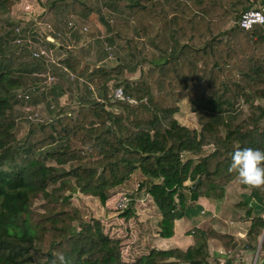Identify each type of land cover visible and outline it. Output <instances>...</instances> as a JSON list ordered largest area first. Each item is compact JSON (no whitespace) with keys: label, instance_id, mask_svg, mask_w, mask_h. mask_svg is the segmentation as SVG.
<instances>
[{"label":"trees","instance_id":"obj_1","mask_svg":"<svg viewBox=\"0 0 264 264\" xmlns=\"http://www.w3.org/2000/svg\"><path fill=\"white\" fill-rule=\"evenodd\" d=\"M20 1L0 0V15ZM116 2L130 19H113L114 42L135 65L143 59L144 41L165 61L144 69L137 81L126 79L124 64L92 72L86 68L79 74L100 90L118 82L116 88L134 102L79 107L51 122L33 124L27 138L19 141L7 113L22 84L0 66V264H207V244L187 251L153 250L127 263L121 243L108 238L100 220L85 221L72 200L84 194L106 206L114 190L140 171L149 180L140 189L150 183L149 192L164 216L160 236L171 238L188 201L225 197L237 178L229 171L234 149L264 150V26L224 31L253 7L251 0ZM38 3L83 18L95 10V0ZM174 36L182 44L177 53ZM64 63L74 74L81 68L73 57ZM258 99L262 103L255 105ZM185 100L197 112L219 117L243 101L250 105L249 115L226 136L213 120H200V131L191 130L174 118ZM188 155L193 158L186 159ZM47 191L42 206L47 215L37 220L32 201ZM120 222L111 221L106 231Z\"/></svg>","mask_w":264,"mask_h":264},{"label":"crops","instance_id":"obj_2","mask_svg":"<svg viewBox=\"0 0 264 264\" xmlns=\"http://www.w3.org/2000/svg\"><path fill=\"white\" fill-rule=\"evenodd\" d=\"M261 4L264 6L263 0H261ZM14 5L19 9L21 7L18 2ZM38 8L42 10L43 14L46 11L47 21L61 36L58 39L49 36L53 35L52 32L46 35L52 44L49 47L52 49L53 63L44 60L35 61L29 51L25 49L22 50L26 51L22 57L15 59L14 56L9 63L10 66L20 69L18 78L20 83L25 86V92L20 91L19 93L28 94L31 91L30 94L33 96V99L30 97L29 101L19 100L17 98L19 93L15 97L23 105V118L26 120L30 116V110L28 111L27 107L33 108L38 111V114L45 115L49 121H52L59 115L70 114L82 106H90L95 102L104 104L112 102L113 90L118 82L110 81L103 89H96L79 74L86 68L92 72L96 68H115L124 64L127 67L126 79L137 81L144 69L148 70L151 67L159 66L165 61L164 57L146 45L145 54L139 64L135 65L129 62L127 54L113 40L115 33L113 19H130V14L120 9L116 0H95V10L88 18H83L73 12L49 11L43 6L40 7L39 4ZM71 22L74 24L73 28L69 26ZM62 32H66L68 37L72 34L73 40L71 42L62 41L61 38L65 36ZM176 36L172 39V45L174 52L177 53L182 44L177 42ZM4 48L7 50V46ZM70 57L81 62V68L76 74L64 63ZM49 72L57 80L51 87V91H47L44 87L46 76L50 75ZM40 86L45 89L39 90ZM47 105L50 107L47 108ZM180 108L181 110L174 118L180 125L191 130H199L200 119L202 120L204 114L209 116L208 120L215 121L217 126L226 121L225 124L229 129L231 122L237 116L236 114L245 115L249 112L242 108L237 112L224 113L219 117L218 114L210 111L197 112L188 100H185ZM224 115L227 116L225 121L222 117ZM193 116L199 119L198 127L194 124ZM227 120L232 121L228 122ZM192 158L191 155L186 157V159ZM141 179L149 181L142 172L137 171L125 185L116 191H119L120 194L122 191L128 190V187H136L138 180ZM148 186H143L141 190L144 189L147 192ZM147 196L150 198L151 194L147 193ZM87 197L81 198L86 200ZM114 197H118V195ZM114 197L106 206H103L99 200L95 201L96 199L90 197L92 199L89 201L94 204V214L97 218L108 216L110 219L107 222H111L115 218V213L110 212L113 209L111 204L114 203ZM136 206L135 215L129 221L127 218H116L126 226L127 230H130L126 232V241L134 245L128 251L130 259L124 255V260L127 263H134L142 257H147L153 250L180 249L187 251L190 248L198 249L207 244L209 254L207 264H264V225L260 223V219H264V186L249 187L243 185L237 177L227 186L225 197L222 200L200 197L195 203L188 201L186 215L175 221L174 236L171 238L160 236L164 216L152 196L151 199L137 201ZM88 212L93 214V211L89 210ZM118 237L116 239L120 243H125L122 235Z\"/></svg>","mask_w":264,"mask_h":264},{"label":"rangeland","instance_id":"obj_3","mask_svg":"<svg viewBox=\"0 0 264 264\" xmlns=\"http://www.w3.org/2000/svg\"><path fill=\"white\" fill-rule=\"evenodd\" d=\"M251 3L253 4V7L251 9H254V8L262 5L261 0H255L253 2L251 1ZM14 4L15 3H10L7 6L6 13L0 15V66L4 67V69H3L4 71H9L12 74L11 76L13 78L19 80L18 77H20L19 76L20 75V72H19L20 69L15 68V66H10L11 64H9L10 61H12V58L14 56H15V59L22 57L24 52H26V51H22V50L25 49V50L29 51V54L31 55L33 60L43 61V59L34 58L32 54L35 51L38 52L40 49H45L47 52H50L52 49L49 46L52 44H51V42L47 41V39H45V36L43 35L44 32H46L45 33L46 35L51 34L48 32V29L46 28V23L48 22V24H50V22L47 21V18H46L47 15L45 13L46 11L43 14L42 10H40V8H38L39 3L37 4L36 2H34L36 7H34L32 18H27V19L25 17H23V12L19 9V7L15 6ZM39 6L41 7L40 4H39ZM34 16L38 17V22L40 23V24H38V26L36 25L37 23H35V21L32 20ZM237 19L238 18L233 19L228 25H226L224 27L225 33L229 32V30L233 29L231 26H232L233 22L236 21ZM19 24L25 25L26 28H28L32 31L30 36L32 37V39L34 41V45L31 47V49H28L27 46H20V45H17V43H15L16 37L13 33V29H14V27H16ZM50 25H52V24H50ZM51 27H53V26H51ZM53 29H54V27H53ZM69 30H71V28H69ZM52 34L53 35H49V36H53L56 39H58L61 36V34L57 33L55 30H54V32H52ZM58 34H60V36H58ZM62 34L65 35L63 38H61L62 41L66 40V42L67 41L71 42L73 40L72 34H70L69 37L67 36L66 32H62ZM143 44H144V49H146V45L149 46L148 41H144ZM53 45L56 46L54 43H53ZM6 46H7V50L4 48ZM13 48H15L16 50H12ZM18 53H19V55H16ZM11 55H13V56H11ZM53 60H54V58H53ZM129 62L132 63L131 60H129ZM49 63H53V62H49ZM48 74L51 75L52 73L49 72ZM51 76H53V75H51ZM56 81L57 80L55 79V81L52 82L49 86L44 85V87L47 89V91L48 90L51 91L50 89L56 83ZM45 84H46V82H45ZM24 87L25 86H23V84H22V86H20V90L25 92ZM44 87L42 86L43 89H45ZM29 88H31V87H29ZM39 90H42V89H39ZM30 93H31V91L28 92V94L33 99V96H31ZM14 96H15V94L12 96V99L9 103L11 108L9 109L7 115L10 117V119H12V121H14V123H15V130H14L15 136H16L17 140L21 141V140H25L27 138L33 124H40L42 122L44 123V122H51V121H49V119L47 117H45V115L38 114V111H35V110H33V108H30V107H27L26 109H28V111L30 110L29 114H30V116L33 117V120L24 119L23 118V114H24L23 113V105L21 104L20 101L18 102L16 100V98H14ZM19 100H22V99H19ZM29 100H27V101H29ZM260 103H262V101L259 99L254 101L255 105H258ZM249 106H250L249 104H246L242 101L240 103V106H238L236 110L230 111V112H237L238 109H242V108L247 109L249 111ZM49 107L50 106L47 105V108H49ZM180 110H181V108H180ZM227 113H229V112H227ZM247 113L245 115H242L239 113L236 114L237 116H235L234 121L227 120L228 122L232 121L230 128H233L235 125L240 123L243 120V118H246L249 115V112H247ZM200 117H201V115H200ZM222 117L224 118V121L227 119L226 115H224ZM193 118H194V124L198 127L199 119L195 118L194 116H193ZM203 118L204 119H202V120L206 121L209 119V116L204 115ZM201 121H200V123H201ZM225 123H226V121L223 123H219L218 126L216 125L218 132L222 136H226V134L228 132V127ZM198 128L200 131L201 127H198ZM211 150H212L211 147L206 148L204 154L205 155L209 154L211 152ZM145 182L146 181H143L142 179L138 180L136 187H133V188L128 187V190H125L126 192L122 191L120 194H119V191H116L117 189L114 190L115 192L113 194V197L117 196V195H118V197H114V203L111 204V207H113V209L110 212L112 214L115 213V215H114L115 218L113 220L116 221L117 220L116 218H120V219L121 218H127L129 221V219L135 215V210L137 207L136 206L137 201L139 202V201H145V200L151 199V196H150V198L147 196V193H150V192H148L150 190H147V192H146V190L140 189V185H142ZM187 184H189V182ZM149 189H150V187H149ZM48 193H49V191L40 193L39 197L37 196L32 201L31 211L37 220H38V218H43L47 215V212L42 208V206L45 204ZM121 194L128 195V197L133 199L132 206L130 207L129 210H127V211L131 212V215L129 217L123 216V214L127 211L122 213V212L117 211L115 208L116 201L121 196ZM81 197H87V195H84V194L75 195L73 200H72V203H73V206L75 208L80 210L84 220L87 222H89L93 219L100 220L102 222V227H103L104 233L110 239L117 240L119 238L118 236L122 235V237L125 239L123 242L127 243V244L121 243L123 260H124V255L126 258L128 257L127 259H130L128 251H129L130 247L132 248L134 246L133 244H131V242L126 241L127 240L126 232H129L130 230L128 229L129 230L128 231L126 229V226H124V224H122V222H120L119 225L109 227L108 228L109 231L107 232L106 231L107 230L106 225L110 223L109 221L107 222V220H109L110 217L107 216L106 218H97L94 214L95 213L94 207H93L94 204H93V202L89 201V199H92V198H90L92 196L87 197L88 199H86V200H84L85 198H81ZM94 199H96L95 201L99 200L98 198H94ZM92 201H94V200H92ZM89 210L93 211V214H92V212H88ZM109 235L110 236L114 235V237L111 238ZM123 238H120V239L123 240ZM129 239H130V237H129Z\"/></svg>","mask_w":264,"mask_h":264},{"label":"built area","instance_id":"obj_4","mask_svg":"<svg viewBox=\"0 0 264 264\" xmlns=\"http://www.w3.org/2000/svg\"><path fill=\"white\" fill-rule=\"evenodd\" d=\"M34 2L38 4V0H21L20 2H18L21 6L20 9L23 12V17H25L26 19L32 18L34 7H36ZM32 20H34L35 23H37L36 24L37 26L38 24H40L38 22V17L34 16ZM51 26L52 25L48 24V22L46 23V28L48 29V32H54V29ZM69 26L73 28L74 24L71 22L69 23ZM256 26H264V6L263 5H260L259 7H256L254 9H251V10H248L242 13L241 16L236 21L233 22L231 27L240 28V29L248 31V30H252ZM13 33L16 37L15 43H17V45L27 46L28 49H31V47L34 45V41L32 37L30 36L32 31L26 28L25 25L23 24L17 25L16 27H14ZM45 33L46 32H44L43 35L45 36V39H47L48 41V39L50 38L46 36ZM58 36H60V34H58ZM32 55L36 59H43L48 62H52L53 60L51 51L47 52L45 49H40L38 52L35 51ZM54 81H55V77L51 75H47L45 85L49 86ZM39 88L42 89L41 86ZM112 97L114 101L134 102L129 96L125 94L122 88H115L113 90ZM17 98L27 101L30 99V96L26 93H19ZM28 120H33V117L29 116ZM132 202H133V199L128 197V195L121 194V196L116 201L115 208L117 211L123 213L130 209V207L132 206Z\"/></svg>","mask_w":264,"mask_h":264},{"label":"clouds","instance_id":"obj_5","mask_svg":"<svg viewBox=\"0 0 264 264\" xmlns=\"http://www.w3.org/2000/svg\"><path fill=\"white\" fill-rule=\"evenodd\" d=\"M229 171H235L243 185L264 186V150L251 147L234 149Z\"/></svg>","mask_w":264,"mask_h":264}]
</instances>
